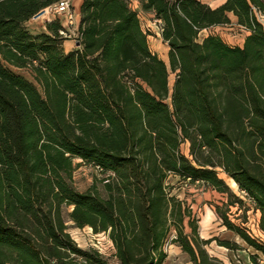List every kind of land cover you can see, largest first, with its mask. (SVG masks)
<instances>
[{
	"label": "trees",
	"instance_id": "obj_1",
	"mask_svg": "<svg viewBox=\"0 0 264 264\" xmlns=\"http://www.w3.org/2000/svg\"><path fill=\"white\" fill-rule=\"evenodd\" d=\"M59 0H0V264H109L73 242L62 217L109 234L118 264H164L173 243L193 264H209L191 211L168 193L173 174L231 193V177L260 213L264 232V0H139L162 22L177 72L168 104V66L150 50L127 0H83L79 46L66 53L60 22L32 34L26 24ZM236 23L243 47L199 33ZM27 70L34 82L13 69ZM190 142L188 159L180 150ZM105 179L85 193L72 186L74 160ZM223 225L264 256V243ZM188 218L191 233L185 234ZM219 241V240H217ZM220 246L237 249L230 241ZM251 259H255L251 256Z\"/></svg>",
	"mask_w": 264,
	"mask_h": 264
},
{
	"label": "rangeland",
	"instance_id": "obj_2",
	"mask_svg": "<svg viewBox=\"0 0 264 264\" xmlns=\"http://www.w3.org/2000/svg\"><path fill=\"white\" fill-rule=\"evenodd\" d=\"M83 0H71L72 12L75 17V24L70 26L67 24L65 18H54L47 22L40 18L31 20L26 24V27L32 34H41L47 31V25L53 22H60L68 30V36L64 38L72 46L78 43V25L80 18V5ZM210 7H215L220 3L219 0H201ZM130 8L138 13L141 27L148 36V44L150 50L157 54L159 58L166 57V64L168 66V104L172 103L173 88L177 80V72H172L169 66V46L164 43L161 32V25L157 22L156 17L151 12H146L142 9L139 0H127ZM231 23L226 25L213 26L202 30L197 41L201 43L204 38L213 35L219 37L225 44L231 47H243L248 30L239 26L236 23V18L229 14ZM258 20L264 25V13L257 14ZM63 41V42H64ZM167 46V54L164 55L163 47ZM75 47V46H74ZM78 47V46H77ZM64 49V48H63ZM65 51V50H64ZM163 60V59H162ZM16 73L23 75L28 80L34 82L31 74L27 70L13 69ZM181 152L188 158L192 159L190 155V142L185 141L180 146ZM74 170L72 173V186L81 193H85L92 188H97L102 195L106 197L107 193L104 190L105 179L108 175L100 173V171L93 165H89L80 159L74 160ZM219 178L223 179L229 186L232 194L243 201V205H232L234 201L231 193L223 194L214 189L211 185L202 181H189L180 178L179 176L171 174L167 179L168 193L174 196L177 200L184 203V207H188L191 211V221L197 224L199 236L203 240L217 239L219 241H230L237 246V249H228L220 246L219 241L213 240L210 244L204 246L207 253L209 264H264V256L257 252L254 248L247 245L239 236L229 231L224 225L222 219L217 215L216 209L220 208L224 214L233 224L244 228L250 236L256 240L264 243V232L261 230L260 213L253 208L251 201L246 195L239 190L237 183L229 177L221 168H216ZM72 207L63 206L62 217L65 222L67 233L70 234L73 242L79 248L99 253L109 264H118L116 258V250L109 234L105 232L95 233L93 228L85 226L79 228L70 218ZM189 219L186 218L184 222L185 234H190L191 229L188 225ZM202 222L207 224V231L202 232ZM177 236L176 230L173 229L168 236L164 250L167 254V260L164 264H193L191 259L185 255L182 249L173 243V238ZM226 249V250H225ZM254 256V260L251 259Z\"/></svg>",
	"mask_w": 264,
	"mask_h": 264
},
{
	"label": "built area",
	"instance_id": "obj_3",
	"mask_svg": "<svg viewBox=\"0 0 264 264\" xmlns=\"http://www.w3.org/2000/svg\"><path fill=\"white\" fill-rule=\"evenodd\" d=\"M43 18L47 22L52 21L54 18H65L68 25L72 26L75 24L74 13L72 12V2L71 0H59L58 2L44 8L38 14H36L31 20H37ZM161 25L162 32V22L157 20ZM64 30L60 31L62 36L67 37V28L63 25ZM245 29V28H244Z\"/></svg>",
	"mask_w": 264,
	"mask_h": 264
},
{
	"label": "crops",
	"instance_id": "obj_4",
	"mask_svg": "<svg viewBox=\"0 0 264 264\" xmlns=\"http://www.w3.org/2000/svg\"><path fill=\"white\" fill-rule=\"evenodd\" d=\"M220 1V3L219 4H217L215 7H212V8H218V7H220L221 5H223L224 3H225V1L226 0H219ZM80 19V18H79ZM249 34H247V36H248ZM161 40H163V39H161ZM74 43H75V47L74 46H72L71 44H70V42H68L67 40H65L64 42H63V48H64V50H65V52L66 53H69V52H71V51H73L74 49H76L77 48V45H76V41H74ZM165 43V42H164ZM166 45H168L167 43H165ZM163 49H164V55L165 54H167V51H168V48H167V46H164L163 47ZM162 59H163V61L166 63V57L165 56H162ZM207 224H205V223H203L202 222V226H201V231L202 232H205V231H207ZM226 250V249H225ZM185 255L186 256H188L189 257V259H190V256L188 255V254H186L185 253Z\"/></svg>",
	"mask_w": 264,
	"mask_h": 264
},
{
	"label": "water",
	"instance_id": "obj_5",
	"mask_svg": "<svg viewBox=\"0 0 264 264\" xmlns=\"http://www.w3.org/2000/svg\"><path fill=\"white\" fill-rule=\"evenodd\" d=\"M77 46H79V43H77Z\"/></svg>",
	"mask_w": 264,
	"mask_h": 264
}]
</instances>
